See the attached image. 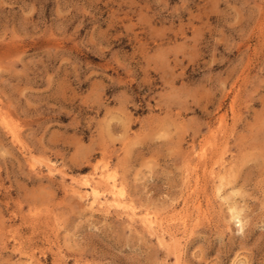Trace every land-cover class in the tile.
I'll return each mask as SVG.
<instances>
[{
    "label": "rangeland",
    "instance_id": "obj_1",
    "mask_svg": "<svg viewBox=\"0 0 264 264\" xmlns=\"http://www.w3.org/2000/svg\"><path fill=\"white\" fill-rule=\"evenodd\" d=\"M0 264H264V0H0Z\"/></svg>",
    "mask_w": 264,
    "mask_h": 264
},
{
    "label": "bare ground",
    "instance_id": "obj_2",
    "mask_svg": "<svg viewBox=\"0 0 264 264\" xmlns=\"http://www.w3.org/2000/svg\"><path fill=\"white\" fill-rule=\"evenodd\" d=\"M3 123V122H2ZM7 125V124H6ZM11 127V126H10ZM9 131H11V130H9ZM13 136L14 137H16L15 136V133L13 132ZM18 136V135H17ZM51 168V167H50ZM50 170V169H49ZM50 172H52V171H50ZM108 174H109V171H106ZM101 173V172H100ZM102 174V173H101ZM103 174H105V175H102L101 177V181H99V182H95L96 181V179L97 178H95V179H92V180H95L94 182H87L86 184H84V185H86V188L87 189H89L88 190V195H90V198H91V204H95V203H98V204H102L103 202H105L106 201V203H103V204H107V201H108V204H109V202L110 201H112V203H111V205H115L116 206V208L118 207H121V209H122V207H123V211L122 212H124V209H127V212H128V215H130L131 217L130 218H132V217H135V215H137V213H136V211H135V208L133 207V206H129L128 204H127V202H126V200H125V198H124V191H123V185L121 186L118 182H117V180H116V177L115 176H113V177H115V178H113V177H109V175H107L106 176V173H103ZM111 174V173H110ZM220 174V173H219ZM94 177V176H93ZM96 177H98L97 175H96ZM219 177V176H218ZM217 177V178H218ZM99 179H100V176H99ZM220 179V178H219ZM91 180V181H92ZM221 180H222V178H221ZM220 181V180H219ZM106 183V184H108V192L106 193V190H104L103 188H102V185L103 184H101V183ZM101 184V185H100ZM106 184H104V185H106ZM123 184V183H122ZM221 184H223V182L221 183ZM221 184L219 183V187H218V189H220L221 188ZM103 185V187H107V186H104ZM72 187L73 186H71V189H72ZM84 187V186H83ZM222 187H224V186H222ZM81 188V187H80ZM74 189V188H73ZM107 189V188H106ZM217 189V188H216ZM222 190V189H221ZM74 192H76V190H73ZM77 191H78V189H77ZM80 191H81V189H80ZM86 191V190H85ZM223 191V190H222ZM79 193V192H78ZM217 193V192H216ZM84 194V193H83ZM86 194H87V192H86ZM85 194V195H86ZM218 195H219V193H217ZM221 194H223V193H221ZM80 195V194H79ZM107 195H109L110 196V198H111V200L109 201V196H107ZM80 196H82V195H80ZM87 196V195H86ZM83 198V197H82ZM86 198H89V197H86ZM82 200V199H81ZM88 200V199H87ZM83 201V200H82ZM128 203H130V205H131V202H128ZM89 206V205H88ZM93 207V206H92ZM97 207V206H96ZM106 207V206H105ZM105 207H103L105 210H107ZM114 207V206H113ZM89 208H90V206H89ZM94 208V207H93ZM102 208V209H103ZM199 208V207H198ZM91 209V208H90ZM97 209V208H96ZM103 209V210H104ZM110 209V208H109ZM102 210V211H103ZM119 211V210H118ZM106 212V211H105ZM126 214V213H125ZM142 215V214H141ZM128 217V216H127ZM155 217V216H154ZM153 217V215L151 216V214L150 213H148V212H145L141 217H139V218H141V222L143 223V225L145 226V227H147L148 229H150V232L149 233H151V231L152 230H154L155 229V227H156V225H157V221L156 220H158V218L156 219V217L154 218ZM236 217H239V212H236V211H234V218H236ZM129 218V219H130ZM135 219H137V218H135ZM237 219V218H236ZM131 220V219H130ZM129 220V221H130ZM134 220V219H133ZM132 221V220H131ZM139 221V222H140ZM184 221V220H183ZM133 222V221H132ZM185 222H186V220H185ZM160 223V222H159ZM160 226V228H161V226H162V224H160L159 225ZM159 229V228H158ZM160 231V230H159ZM163 231L165 232V230L163 229ZM154 232V231H153ZM155 232H158V230L156 229V231ZM154 232V233H155ZM161 232H162V230H161ZM167 233V232H166ZM156 234V233H155ZM154 234V235H155ZM159 234V233H158ZM157 234V235H158ZM168 234V233H167ZM166 234V235H167ZM159 236V235H158ZM161 236V235H160ZM159 236V237H160ZM168 237H170V236H168ZM158 238V237H157ZM163 235H162V239H160L159 238V240H161V242H163L164 240H163ZM170 239V238H169ZM168 239V240H169ZM160 243V242H159ZM161 244H163V243H161ZM166 245V247H167V245L168 244H164V245H162V246H165ZM29 262V261H28ZM31 262H33L32 260H31ZM30 262V263H31Z\"/></svg>",
    "mask_w": 264,
    "mask_h": 264
}]
</instances>
